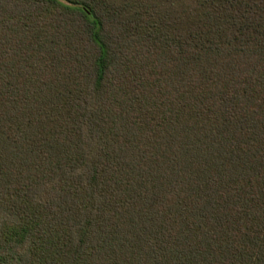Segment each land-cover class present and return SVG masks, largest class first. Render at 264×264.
<instances>
[{
	"label": "trees",
	"instance_id": "obj_1",
	"mask_svg": "<svg viewBox=\"0 0 264 264\" xmlns=\"http://www.w3.org/2000/svg\"><path fill=\"white\" fill-rule=\"evenodd\" d=\"M0 264H264V0H0Z\"/></svg>",
	"mask_w": 264,
	"mask_h": 264
}]
</instances>
